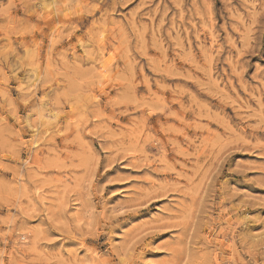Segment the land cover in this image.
Masks as SVG:
<instances>
[{"label":"rangeland","instance_id":"1","mask_svg":"<svg viewBox=\"0 0 264 264\" xmlns=\"http://www.w3.org/2000/svg\"><path fill=\"white\" fill-rule=\"evenodd\" d=\"M0 264H264V0H0Z\"/></svg>","mask_w":264,"mask_h":264},{"label":"bare ground","instance_id":"2","mask_svg":"<svg viewBox=\"0 0 264 264\" xmlns=\"http://www.w3.org/2000/svg\"><path fill=\"white\" fill-rule=\"evenodd\" d=\"M34 71V70H33ZM97 97H95V99H96ZM36 146V145H35ZM35 148V147H34ZM37 148V147H36Z\"/></svg>","mask_w":264,"mask_h":264}]
</instances>
